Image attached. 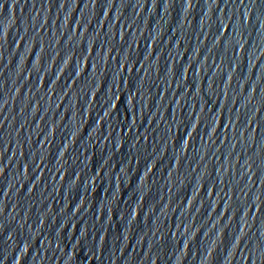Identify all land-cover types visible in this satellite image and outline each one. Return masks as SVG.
<instances>
[{
    "label": "water",
    "instance_id": "95a60500",
    "mask_svg": "<svg viewBox=\"0 0 264 264\" xmlns=\"http://www.w3.org/2000/svg\"><path fill=\"white\" fill-rule=\"evenodd\" d=\"M0 264H264V0H0Z\"/></svg>",
    "mask_w": 264,
    "mask_h": 264
}]
</instances>
